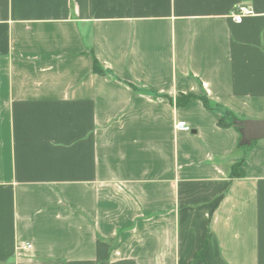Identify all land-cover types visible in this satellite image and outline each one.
<instances>
[{
    "label": "crops",
    "instance_id": "crops-1",
    "mask_svg": "<svg viewBox=\"0 0 264 264\" xmlns=\"http://www.w3.org/2000/svg\"><path fill=\"white\" fill-rule=\"evenodd\" d=\"M189 95L264 121V0H0V264H264V139Z\"/></svg>",
    "mask_w": 264,
    "mask_h": 264
},
{
    "label": "trees",
    "instance_id": "trees-1",
    "mask_svg": "<svg viewBox=\"0 0 264 264\" xmlns=\"http://www.w3.org/2000/svg\"><path fill=\"white\" fill-rule=\"evenodd\" d=\"M94 72L97 73V74H102L103 73V69H102L101 65L99 64V62H98V60L96 58L94 59ZM195 98L200 100L206 108L211 109V110H218V111H220L222 113V118L219 121V126L220 127L226 128V127L234 126L235 128L240 129L239 126L234 124V119L232 118V114L229 111L223 110V108H221L218 105L211 104L210 100H208V98H206V97L197 98V97H195L193 95H189V96H186L183 99H181V101L179 102V106H184L191 99H195ZM239 166L240 165H237L233 169L232 176L235 177V178L240 176V174H239Z\"/></svg>",
    "mask_w": 264,
    "mask_h": 264
},
{
    "label": "water",
    "instance_id": "water-1",
    "mask_svg": "<svg viewBox=\"0 0 264 264\" xmlns=\"http://www.w3.org/2000/svg\"><path fill=\"white\" fill-rule=\"evenodd\" d=\"M235 124L239 126L244 139L250 136L255 141L264 139V121H236Z\"/></svg>",
    "mask_w": 264,
    "mask_h": 264
},
{
    "label": "built area",
    "instance_id": "built-area-1",
    "mask_svg": "<svg viewBox=\"0 0 264 264\" xmlns=\"http://www.w3.org/2000/svg\"><path fill=\"white\" fill-rule=\"evenodd\" d=\"M253 14L254 12L251 8L246 5H240L230 13V16L235 23L241 24L244 19L253 16ZM176 128L180 131H190V128L183 122L178 123Z\"/></svg>",
    "mask_w": 264,
    "mask_h": 264
}]
</instances>
